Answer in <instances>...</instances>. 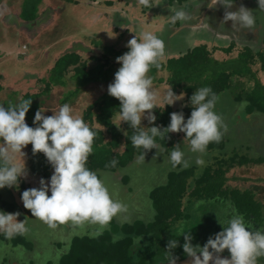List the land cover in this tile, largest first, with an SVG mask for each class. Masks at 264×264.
<instances>
[{
    "label": "trees",
    "instance_id": "16d2710c",
    "mask_svg": "<svg viewBox=\"0 0 264 264\" xmlns=\"http://www.w3.org/2000/svg\"><path fill=\"white\" fill-rule=\"evenodd\" d=\"M3 1L4 0H0V3ZM43 1L44 0H22L21 10L18 13L19 21H21V23L35 21L36 18L39 17V6ZM51 1H60L61 5L65 6L68 3L76 4L78 0ZM133 1L137 2L133 9V14L137 13L142 7L141 10L144 11V13L149 12L152 17L159 20H156L158 25L155 30L152 31L153 34L161 39L163 36L162 32L165 30L164 32L169 35L168 38L170 37L171 41L174 35L176 38L182 36L181 34H183L184 30L176 27H178L180 23L182 24L183 21L173 23L172 16L174 13L168 15L169 17L167 18L165 12L161 11L160 13H156L155 8H157L158 5L162 7L173 6L172 8H174L175 4H177L182 7L184 6L183 10L189 13L191 7L187 9V0H151V8L141 6L138 0ZM104 4L112 5V2L104 0ZM127 5L131 6V4H128V0L125 1V6ZM55 10L59 12V9L57 10L55 8ZM58 15L55 20L58 18ZM140 18L137 20L135 15L134 21L137 22L136 24L143 32L149 31L147 24L142 23V19ZM55 20L52 22L53 24H55ZM186 20L190 22L189 25H193L191 20ZM170 24L173 26L171 27ZM115 26L118 27L119 25L116 24ZM134 29H136L135 26ZM117 30H119V28H117ZM190 31L191 30H187V33H184L185 36L182 37V41L185 38L189 42H186V47L188 46L186 52L178 49L173 41L172 47H170L173 52H168L167 42L165 40V54L162 57L166 55L168 57L165 61L159 60L160 67H152L148 73L153 79V84L159 85V83H161L167 88L171 86L175 94L179 95L183 92L190 101L193 92L202 87H210L219 98L224 91L228 90L231 86L235 87L236 83L243 80L244 77L248 78V75L251 74L254 80V86L246 90L247 92L243 90L246 92V98L250 103L248 113L252 114L255 110L258 114L264 116V84L256 77V69L252 68V64L259 61L260 69L264 71V47L263 49H253L247 46V44H244V51H238L237 54H233V46L235 43L232 42L225 46V51L229 49L232 51L231 56L222 59V61H216L210 57L211 50L213 48L221 50V44L217 45L212 42H205L203 41L204 39L197 38L192 31L189 33ZM125 38L126 36L124 39ZM176 38L175 41L177 42ZM83 39L91 40L90 42L95 47L102 48L103 50L99 56L91 55L95 60V64L88 65V60L82 59V56L87 51H90V47L86 48L79 38L74 39V37H69V45H66V47L61 49V51L57 52L54 56L50 74L47 79H43L45 87L40 93L31 95L24 94L25 97H31L30 99L32 100L41 93H48L54 90L53 88L57 85H65L68 81L65 77L69 69H72V72H74L71 78L75 79L79 86L89 83L94 85L99 84L101 88L104 87L107 90L108 85L113 82L114 73L120 67L119 64L110 63L111 57H118L124 54L128 51V48L126 46H121L116 49L110 44L103 45L100 39H93V35L85 36ZM215 46L217 48H215ZM169 53L171 56L168 55ZM162 71L170 75L166 79H163V77L156 78V73ZM236 76H240V79L237 81L234 80ZM78 85L75 89L71 90V93L66 92V95L61 96L59 99L60 104L63 105L67 103L74 109L72 99H76L81 90V87H78ZM218 103L221 104L219 99L215 105L217 114L219 112ZM35 106L36 103H31L30 109L26 114V117L31 118V122L27 124L32 127H34L33 112ZM191 110L192 108L189 102L187 105H176V107H174V104L171 106L165 105V107L164 105L157 106V108L153 110V114L157 116L155 125L161 128L167 127L170 123V114L173 112L182 111L185 119H187L190 116ZM227 110L229 111V108H227ZM55 111L58 110L55 109ZM74 113L81 116L84 122L96 132L93 152L86 166L98 174L113 195L115 190L113 183L118 182L116 179H124L125 182L128 183L130 173L127 174V171H131V169H133L132 166L138 164L137 157L142 154V149L137 150L131 143L133 130L128 127L126 123L121 122L120 124V122L117 121L119 120V101L108 95L107 91L98 99L91 101L85 110L83 109L77 112L74 109ZM221 117L224 124L228 123L226 114L222 113ZM240 133L241 132L238 131V135H240ZM259 133L263 132L255 133V135L258 134L256 136L259 137ZM232 134H234L233 131ZM180 136L182 137L179 138ZM229 136L228 131H226V133L224 132L219 143H211L208 145L207 152L222 151L226 145L231 143V141H229ZM257 137L253 139L251 146L248 145V147H246V152H244L241 157L234 153L230 157L226 155L228 158L223 154H218V158H215L214 163L205 166L198 172L191 167L187 169H181V167L175 168L174 171L170 173L169 180L165 184L156 186L151 191L150 197L157 209V214L152 221L144 222L140 220L139 217L141 212L138 210L134 211L132 218H126V214L123 216L122 220L114 218L116 220V222H114V219L112 221L115 223L113 224L114 231L96 233L93 237L85 236L75 238L71 244L72 248L62 255L59 264H166L168 263L165 250L167 243L169 239L175 238L178 235V228L181 226L183 220L190 218L187 209L192 208L196 201H201L209 208L204 211L198 210L203 212L206 218H210L208 212L213 210L217 213L219 211L218 208L222 209V207L226 206L231 211L230 215H227L228 219L235 214H241L248 223L253 225V228H264V197L260 198L262 193L260 190L261 185L258 183L260 179H254L255 176L253 175H229L232 173L233 169L237 167H251L254 172V170H256L254 168H258L259 165L264 166V157L260 153L258 154L257 147L253 146V144H257L260 139V143L262 142L261 144L264 147L261 136L259 139H256ZM183 140L184 133H168L165 139L157 137V143L161 148L160 153L164 154L167 162L168 156L174 145L180 144L181 148L188 147L187 142H183ZM28 146H30V144ZM29 150L31 151L30 158L32 159V165L28 171L27 178L21 179L20 182H23L22 186L25 188H32L33 185H36V188H38L40 179L44 178L47 181L52 175L53 170L49 166L45 167L46 165L44 164L47 161L42 153L33 155L32 148ZM251 150L252 153L256 152L252 157L248 155L249 152L251 153ZM156 151L158 152L156 149L148 151L145 157L150 156ZM158 155L160 156V154H155V157ZM113 159L117 161L116 166H108ZM225 159H227V161H225ZM40 160L41 162L39 163ZM120 171L123 172V175L120 174ZM31 173L39 175L40 179L38 180L37 178L38 181L33 182L34 179L32 180V178L34 175ZM231 179L236 181V185L230 183ZM242 183L249 185L245 187L244 185L240 186ZM2 190H5V188L0 189V210L9 213L18 212L19 204L15 198L8 193L10 200H6L3 198ZM120 197L123 201L130 200L126 195V191ZM24 209L22 215H26L27 218H32L31 212L27 209L24 211ZM120 221L123 222L121 223ZM67 223L68 222H66V224ZM33 224L32 221L31 225ZM194 234L198 235V232L194 230ZM21 237L24 238V240ZM0 238H3L8 243L12 242L13 247L26 241L24 235H16L8 239L3 233H0ZM140 238L144 241L142 245L137 244ZM176 239L179 240L180 245L184 243L183 236L176 237ZM197 240L199 239L193 237V245L199 244L203 246L205 244V242H197ZM224 254L230 256L227 250H225L221 256ZM172 255L177 258L176 262L187 258L183 253L182 247L179 246L172 250ZM8 261V258H3L2 264H9ZM258 263L264 264V258H260Z\"/></svg>",
    "mask_w": 264,
    "mask_h": 264
},
{
    "label": "clouds",
    "instance_id": "9594fccd",
    "mask_svg": "<svg viewBox=\"0 0 264 264\" xmlns=\"http://www.w3.org/2000/svg\"><path fill=\"white\" fill-rule=\"evenodd\" d=\"M138 3L152 7L151 0H138ZM203 3L209 9H225L222 28L229 21L236 33L256 26V13L252 9L241 5L235 11L229 10L233 8L235 0H203ZM257 5V9L264 12V0H257ZM188 18V13L179 9L174 12L172 22ZM126 47L128 51L116 58L120 67L114 73L107 92L119 101L120 124L124 122L133 130V147L142 149L137 162L143 163L150 150L156 149L160 154L157 137L165 139L168 133H184L183 142H187L188 151L195 155V164L204 167L206 162L203 156L208 145L219 143L227 131L222 117L215 111L218 96L210 87L199 88L190 97L192 110L187 119L182 111L173 112L167 127L155 125L157 116L153 110L157 108V95L148 73L152 67H160L159 60L165 54V43L157 35L145 31L141 38L135 35L130 39ZM184 95L183 92L175 94L170 86L164 93V107L183 100ZM30 106L31 99L7 107L0 104V189L18 188L20 180L26 178L23 149L30 144L33 155L42 153L53 169L47 181L40 179L38 188L26 189L21 193L23 207L31 212L32 217L52 227L57 223L91 222L103 228L125 213L126 205L114 199L98 174L86 166L93 152L96 132L67 103L60 106L58 111H51L50 116L44 114L47 109L40 108L34 115V127L29 126L25 117ZM142 119L153 126H143ZM168 162L172 168H188L192 163L186 158L180 144L172 147ZM116 164L117 161L113 159L108 166L115 167ZM19 215L18 212L0 210V233L6 238L27 233L26 221H18ZM218 222L222 230L203 246L193 245L191 229L185 230L181 225L176 237L183 236L184 243L180 245L176 237L169 239L165 248L168 264H176L177 258L172 255V250L178 246L182 247L185 256L191 258V264H258L260 258H264V228H253L241 214ZM225 250L230 258H222Z\"/></svg>",
    "mask_w": 264,
    "mask_h": 264
},
{
    "label": "rangeland",
    "instance_id": "374dc122",
    "mask_svg": "<svg viewBox=\"0 0 264 264\" xmlns=\"http://www.w3.org/2000/svg\"><path fill=\"white\" fill-rule=\"evenodd\" d=\"M109 1L112 2V5L104 4V0H78L76 4L68 3L63 6L60 1L54 2L51 0H44L39 6V17L36 18L35 21L25 23H21L18 18L22 0H4V3H0V104H3L5 107L15 105L20 103L23 98V100L31 98L25 97L24 94L31 95L40 93V91L45 87L43 79H47L50 74V68L54 56L57 52L66 47V45H69V37H74V39L79 38L81 43H83L86 48L90 47V51H87L82 56V59L88 60V65H94L95 60L91 55L99 56L103 50L102 48L100 49L95 47L90 42L91 40L83 39L85 36L93 35V39H100L103 45L110 44L117 49L121 46H126L127 42L135 35L138 39L141 38L143 31L136 24L137 22L134 21L135 15L137 20L141 17V22L147 24V28L150 32L154 31L157 27L158 24L156 23V20L158 19L152 17L149 12L144 13V11L141 10L142 7L137 13L134 12L135 14H133V9L137 2L128 0V4H131V7L129 5L125 6L126 0ZM186 3L187 9L188 7H191L190 11H192L194 8L192 3H194V1L187 0ZM172 7H162L158 5V7L155 8V12L160 13L163 11L168 18V15H172L175 10L181 9L182 6L175 4L174 8ZM55 8L57 10L59 9L60 13L57 12ZM57 15L58 18L55 20ZM54 20L55 24L52 23ZM116 24L119 26L116 27ZM134 26L136 29H134ZM170 26L172 27L173 25L170 24ZM181 26H183V24L180 23V25L176 28H180ZM257 26L258 25L256 24V28ZM117 28H119V30H117ZM164 31L162 32L163 36L161 39L164 42L166 40L168 52H173L172 49H170V47H172V41L181 51L186 52L188 50V46L186 47L187 44L180 43L185 34H181L182 36H179V38H176L174 35L171 41V38H168L169 35H167ZM263 31L264 29L261 30L259 34L260 40L262 39L261 42H264ZM125 36L126 38L124 39ZM175 38L177 42L175 41ZM202 39L206 42H211V39L207 37ZM251 45L254 46L253 44ZM225 46L227 45L221 44V50L211 48L210 57L216 61H222V59L230 57L232 51L230 49L225 51ZM257 47L263 49L262 45H258ZM215 48L217 47L215 46ZM238 51H244L243 44H234L233 54H237ZM168 55L171 56L170 53ZM167 57V55L165 57H161L160 61H165ZM116 58L117 57L115 56L111 57L110 63L118 64L116 62ZM252 68L256 69L257 76L264 84V71L260 69L259 61L253 63ZM68 71L69 72L65 77L68 81L65 85H57L53 88L54 90H48L50 91H47L48 93H41L31 100V103H36L33 112L34 115L40 108L47 109L44 113L47 116L52 115L51 111L56 112L55 109L59 110L60 105L62 106L59 100L61 96L66 95V92L71 93V90L75 89L78 85L77 81L71 78L74 73L72 72V69H69ZM169 75L170 74L165 71L157 72L156 78L163 77V79H166ZM234 78V80L237 81L240 79V76H236ZM241 83H243V85ZM253 86L254 80L250 74L248 75V78L244 77L243 80L236 83L235 87L231 86L228 90L224 91L221 94L222 99L221 97L218 98L221 102V104H217L219 109L218 114L220 116H222V113L226 114L228 121L225 125L230 135L229 141H231V143L226 145L223 149L225 152L224 154L228 155V157L232 156L233 153L241 157V155L246 152V147H248V145L251 146L253 139L257 137L256 135L258 134L255 135V133L263 132L259 134L264 142V116L262 115L260 118L255 116L258 115L255 110L252 114H247L250 103L246 98V90L253 88ZM78 87H81V90L76 99H72L73 107L77 112L82 111L83 109L85 110L91 101L98 99L104 92L107 91L106 88H101L99 84L94 85L89 83L83 84L82 86L78 85ZM153 89L157 95V106H163L164 93L168 88L159 83V85L153 84ZM243 89L246 92H244ZM188 102L189 99L186 98L185 95L183 100L176 101L174 103V107H176V105H187ZM227 108H229V111ZM236 111H238L241 115L236 118L240 124L239 128L235 122ZM25 119L26 123L31 122V118L25 117ZM118 122H120V120H118ZM142 125L145 127L153 126L150 125L146 119H142ZM232 131L235 135L232 134ZM238 131L241 132L240 136L238 135ZM181 137L182 136L179 138ZM259 137L256 139H259ZM261 143L259 139L257 144L254 143L253 146H256L257 153H260L264 157V147ZM29 147L32 148L31 145ZM23 152L25 153L23 157L25 165L30 168L32 165V159L28 155L27 148H24ZM185 153L186 158L192 161L190 167L194 168L196 172L211 164L214 161L215 156L219 154V152H206L203 156L206 163L205 166L201 168L195 164L194 154L188 151H185ZM254 153L256 152L252 153L251 150V153L249 152L248 155L252 157L254 156ZM155 154H158V152L156 151L152 154V156L145 157V161L143 163L133 165V169H131V171H127V174L130 173L128 183H126L124 179H116L118 182L113 183V186H115V190L112 195L113 198L126 205L127 208V211L116 217V219L122 220L125 214L126 218H132L135 210L141 212L139 218L144 222H150L154 219L157 214V209L150 197L151 191L154 187L165 184L169 180L170 173L175 169L172 168L169 162L164 160V154L160 153V156L162 155L161 158L159 155L157 157H153ZM217 157L218 156H216V158ZM225 161H227V159H225ZM40 162L41 160L39 163ZM44 165H46L45 167H51L48 162ZM261 166L263 165H259L258 168H254L256 169L254 172L251 167H237L236 169H233L232 173L229 175H253L255 176L254 179H260L258 181L261 185L260 190L262 192L260 198H263L264 166ZM120 172V174L123 175V172ZM32 174L34 177H37L34 173ZM230 183L236 185V181H234V179H231ZM22 185L23 182H20L18 188H12H16L17 191L26 190L27 188ZM243 185L245 187L249 184H240V186ZM36 187V185L32 186V188ZM12 188L6 189L13 190ZM125 191L130 200L123 201L120 197L123 193H125ZM2 193L3 198L9 201L10 196L8 192L6 190H2ZM205 209L208 210L209 208L201 201H196L192 208L187 209V213L190 215V218L183 220L181 225L185 230L191 229V235L194 238L199 239L197 242L206 243L210 237H213L216 233L222 230V226L218 221L224 222L228 220L227 215H230L231 211L228 207L224 206L222 209L218 208L219 211L217 213L213 210L208 212L210 218H206L203 212L198 211H204ZM15 213H17V211ZM18 221H21V218H18ZM123 221L120 222L122 223ZM114 222H116V220ZM114 222H111L103 228L91 222H82L79 224L72 222H68L67 224L57 223L55 227H52L37 218H34V224L31 225L30 228L27 227L28 231L24 234L26 241L22 242L20 245L13 247L12 242L8 243L3 238H0V264H2L3 258H7L8 256L17 257L21 264H59L62 252L68 250L70 251L72 248V241L75 238L85 236L93 237L96 233L114 231ZM194 230L198 232V235L194 234ZM22 239L24 240V238ZM143 243L144 241L141 239L137 244L142 245Z\"/></svg>",
    "mask_w": 264,
    "mask_h": 264
},
{
    "label": "flooded vegetation",
    "instance_id": "af4514ba",
    "mask_svg": "<svg viewBox=\"0 0 264 264\" xmlns=\"http://www.w3.org/2000/svg\"><path fill=\"white\" fill-rule=\"evenodd\" d=\"M193 1L195 2V7L188 13V19L189 21L191 20L193 25H189L190 22H187V20L183 21V26L180 27L182 30H184L183 34H186L187 30H191L197 38L202 39L207 37L211 39L212 43L214 42L217 45H229L232 43V41L234 42L235 40H239L238 42L242 43L243 45L248 43L247 46H250L251 48L253 47V49L258 48V45H262V47H264V42H261L262 39L260 40V36L258 35L260 34L261 30L264 29V12H261L257 9V0H235L233 8L229 9L231 11H235L241 5L245 4L244 7L252 9L256 13V24L258 25L257 28L255 26L254 29H244L238 33L231 29V21L224 24L223 28L221 27V21L225 11L224 8L218 7L216 9H209L207 4L203 3V0ZM191 31L189 33H191ZM186 42L189 43L184 38L181 43L187 44Z\"/></svg>",
    "mask_w": 264,
    "mask_h": 264
},
{
    "label": "crops",
    "instance_id": "0c3cea01",
    "mask_svg": "<svg viewBox=\"0 0 264 264\" xmlns=\"http://www.w3.org/2000/svg\"><path fill=\"white\" fill-rule=\"evenodd\" d=\"M238 1H240V0H238ZM193 5H194V7H195V2L194 3H192ZM245 4H243V6H244ZM181 8H184V7H181ZM194 9V8H193ZM232 29V28H231ZM259 35V34H258ZM260 36V35H259ZM250 39V38H249ZM252 39H253V37H252ZM239 41V40H238ZM237 40H235L234 41V43H240V42H238ZM241 41V40H240ZM249 41V40H248ZM252 41V40H251ZM233 42V41H232ZM250 42V41H249ZM242 44V43H241ZM247 45H248V43H247ZM244 46V45H243ZM249 115V114H248ZM238 116H240L239 115V113H238V111H236V115H235V122H236V124H237V126H239V123H238V121H237V119L236 118H238ZM262 116V115H261ZM261 116H259V118L261 117ZM118 119H119V117H118ZM118 121V120H117ZM231 121V120H230ZM234 123V122H233ZM240 136V135H239ZM107 137V136H106ZM108 138V137H107ZM27 148V150H28V155H29V157H30V147L29 146H27L26 147ZM183 148V150H185V151H188V147H182ZM189 152V151H188ZM214 153H218L217 151H213ZM208 153H211V152H208ZM225 152H224V150H222V151H220L219 152V154H223V155H225L226 156V154H224ZM150 156H152V154L150 155ZM216 156H218V155H216ZM216 156H215V158H216ZM153 157H155V155H153ZM162 157V155L160 156V158ZM227 157V156H226ZM164 158V160H165V156L163 157ZM215 158H214V161H215ZM218 158V157H217ZM216 158V159H217ZM18 160H19V158H18ZM214 161L212 162V163H214ZM22 162V161H21ZM25 167H26V170H27V175H28V171L30 170V168L29 167H27L26 165H25ZM181 169H183V168H181ZM32 174V173H31ZM37 174H35V176H36ZM29 176H30V173H29ZM26 178H27V176H26ZM37 178H38V180L40 179L39 178V175H37V177H34L33 176V178H32V180L33 181H38L37 180ZM246 184V183H245ZM13 189V188H12ZM27 189H30V187H27ZM5 190L9 193V194H12V196L15 198V200L17 201V203L19 204L18 205V213H20V215L22 216H18V218H21V221H23V220H25L26 221V226L28 227V228H30V226H31V224H32V221H33V219H34V217H32V218H27V216L26 215H22L24 212H23V209H24V207H23V204H22V201H21V193L23 192V191H17L16 190V188H14L13 190H7L6 188H5ZM24 211H25V209H24ZM27 214V213H26ZM28 215V214H27ZM58 249V248H57ZM60 250V249H59ZM69 251V250H68ZM68 251H63L62 252V254H61V256L63 255V254H65V253H67ZM8 258V263L9 264H21L20 263V261L16 258V257H14V256H8L7 257Z\"/></svg>",
    "mask_w": 264,
    "mask_h": 264
},
{
    "label": "water",
    "instance_id": "95a60500",
    "mask_svg": "<svg viewBox=\"0 0 264 264\" xmlns=\"http://www.w3.org/2000/svg\"><path fill=\"white\" fill-rule=\"evenodd\" d=\"M222 258H230V256L222 255ZM166 264H168V263H166ZM176 264H191V258L187 257L186 259H184L182 261L176 262Z\"/></svg>",
    "mask_w": 264,
    "mask_h": 264
},
{
    "label": "bare ground",
    "instance_id": "6f19581e",
    "mask_svg": "<svg viewBox=\"0 0 264 264\" xmlns=\"http://www.w3.org/2000/svg\"><path fill=\"white\" fill-rule=\"evenodd\" d=\"M190 28V27H189Z\"/></svg>",
    "mask_w": 264,
    "mask_h": 264
}]
</instances>
